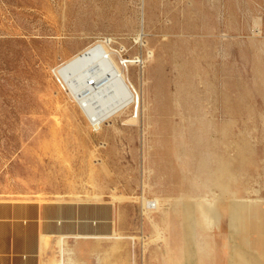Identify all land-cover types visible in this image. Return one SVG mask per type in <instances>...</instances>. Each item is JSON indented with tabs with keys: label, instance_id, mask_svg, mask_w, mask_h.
I'll list each match as a JSON object with an SVG mask.
<instances>
[{
	"label": "rangeland",
	"instance_id": "rangeland-1",
	"mask_svg": "<svg viewBox=\"0 0 264 264\" xmlns=\"http://www.w3.org/2000/svg\"><path fill=\"white\" fill-rule=\"evenodd\" d=\"M107 39L121 66L141 53L145 61L144 44L154 57L144 82L130 67L137 116L131 107L95 132L54 70ZM211 170L227 184L237 177L240 202L264 210V0H0V198L58 201L79 229L114 219L136 237L120 249L144 255L155 227L142 197L177 198L178 173L197 183ZM196 214L187 198L178 221L186 264H198ZM222 229L233 252L217 264L264 260L240 221L226 214Z\"/></svg>",
	"mask_w": 264,
	"mask_h": 264
},
{
	"label": "crops",
	"instance_id": "crops-1",
	"mask_svg": "<svg viewBox=\"0 0 264 264\" xmlns=\"http://www.w3.org/2000/svg\"><path fill=\"white\" fill-rule=\"evenodd\" d=\"M173 168L167 165L168 171L176 175ZM177 177L181 188L177 198L159 194L152 199L142 197V210L144 198L158 202L156 211L144 213L143 210V219L155 227L154 233L146 235L148 240L143 242L144 255L120 249L130 243L135 247L136 237L115 227L114 219H110V227L106 229L96 228L95 222L85 223L86 228L79 229L75 218L62 216L58 201L38 197L0 198V264H186L187 254L178 221L184 201L191 197L195 199L197 209L198 264H215L220 252L231 256L233 243L222 229L226 214H230L232 221H240L245 236L257 234L255 245L264 256V210L240 202L242 199L235 191L237 177L229 184L217 170L200 173L197 183L186 180L188 176L184 171ZM201 190L211 195L194 194ZM101 198L97 194L91 200L101 201ZM114 199L122 200L123 197L115 196ZM226 203L230 204L227 209L224 208ZM228 209H231L230 213ZM93 213L99 216L105 211L97 207ZM159 216H164L162 222ZM214 231L220 233L221 245L213 237ZM261 257H243L240 264H264ZM139 258L144 259L139 261Z\"/></svg>",
	"mask_w": 264,
	"mask_h": 264
},
{
	"label": "bare ground",
	"instance_id": "bare-ground-1",
	"mask_svg": "<svg viewBox=\"0 0 264 264\" xmlns=\"http://www.w3.org/2000/svg\"><path fill=\"white\" fill-rule=\"evenodd\" d=\"M141 37L142 34L138 38ZM110 45L111 39L96 42L54 70L60 82L77 100L89 122L99 123V130L104 124L129 111L131 107L134 108L133 115L136 113L137 116L138 110L135 106L139 104L140 96L130 79V67L141 68V71L138 70L139 80L144 82L143 65L145 61H151L154 57L153 51L144 44L147 53L145 61L141 53L140 57L126 59L121 66ZM143 200L144 213L157 210L156 200Z\"/></svg>",
	"mask_w": 264,
	"mask_h": 264
},
{
	"label": "built area",
	"instance_id": "built-area-1",
	"mask_svg": "<svg viewBox=\"0 0 264 264\" xmlns=\"http://www.w3.org/2000/svg\"><path fill=\"white\" fill-rule=\"evenodd\" d=\"M92 81V80H91ZM90 81V82H91ZM91 127H92V130L95 131V132H98L99 131V128H100V125L99 123L93 121L92 124L90 123Z\"/></svg>",
	"mask_w": 264,
	"mask_h": 264
}]
</instances>
